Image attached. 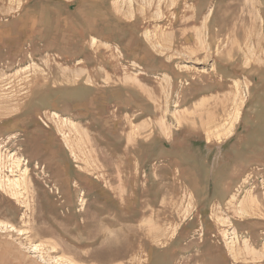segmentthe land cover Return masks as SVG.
<instances>
[{"label":"rangeland","instance_id":"rangeland-1","mask_svg":"<svg viewBox=\"0 0 264 264\" xmlns=\"http://www.w3.org/2000/svg\"><path fill=\"white\" fill-rule=\"evenodd\" d=\"M0 264H264V0H0Z\"/></svg>","mask_w":264,"mask_h":264},{"label":"bare ground","instance_id":"bare-ground-1","mask_svg":"<svg viewBox=\"0 0 264 264\" xmlns=\"http://www.w3.org/2000/svg\"><path fill=\"white\" fill-rule=\"evenodd\" d=\"M216 120H217L216 117L212 113H210L209 111H207L206 114H205V118H204L203 123L206 124V125H212V126L214 125L215 126ZM231 132H232V125H230L227 128H225L222 133H219L215 137L218 138V140H220L222 137H224V136L226 137V136L230 135ZM210 138H211L210 136L207 137V140L208 139L210 140Z\"/></svg>","mask_w":264,"mask_h":264}]
</instances>
